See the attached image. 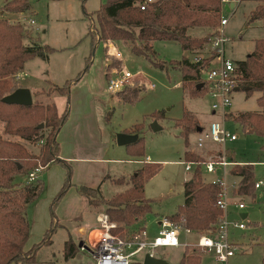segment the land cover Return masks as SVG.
Returning <instances> with one entry per match:
<instances>
[{"label": "rangeland", "instance_id": "374dc122", "mask_svg": "<svg viewBox=\"0 0 264 264\" xmlns=\"http://www.w3.org/2000/svg\"><path fill=\"white\" fill-rule=\"evenodd\" d=\"M4 1L0 0V15L2 16L7 14L1 9ZM103 1L29 0L28 9L13 13L8 20L22 24V43L35 40L37 35L39 42L48 44L52 49L48 53L47 59H43V61L36 56L27 59L22 71L17 76L18 80L14 76L16 71L11 75L12 78L9 81L18 85L19 83L38 81L41 76L46 77L50 80V82L46 81L49 84L31 93L32 99L34 98L37 102H49L50 96L55 93L52 85H62L65 82L64 78L69 80L83 67L84 56L88 53L90 47L89 36L86 35L89 26L86 14L95 10ZM249 7L250 2L248 1L236 5L232 11L227 13L229 14L227 23L222 27L224 35L227 36L223 45V54L232 60L243 58L251 50L252 38L264 35V28L255 26L244 28L243 25ZM222 14L226 16V11H223ZM30 17L34 19L35 24L28 23ZM196 33L201 34L204 31L199 30ZM116 46L121 57L119 60L116 59L114 54H107L108 60L105 63L107 74L110 71L122 68V64L123 68L131 73V76L121 88L124 89L128 86L132 88L142 87V89L132 102L117 100L114 96L109 97L104 109L101 108L98 111L99 113H96V116L98 115L97 124L101 143L108 146L104 155L121 159L112 164L115 166L114 169H111L114 175L122 174L124 175L123 178L127 180L129 175L135 173L136 168L145 164L143 162L156 165L155 170L144 178L142 184V195L149 200V209L137 221V225L133 226L134 228L143 226L146 236L151 237L156 233L158 218L162 215L169 216L182 203V183L193 173L194 169L197 167L202 181H206V178L202 176H209L204 172L202 165L191 164L190 169H184V142L179 132L180 127L175 125V120L182 116L184 110H189L196 118L197 123L205 127L208 121L218 119V115L210 110V97L205 90L195 96H190L185 91L181 85V76L178 70L169 65L166 68L154 66L146 58L132 53L123 41L116 43ZM152 46L155 57L163 60L166 64L179 59L182 54L187 55L189 58L192 57L191 54L182 51L179 45L172 41L154 40ZM103 53L102 42H96L91 57L92 65H101ZM116 92L115 90L114 93ZM258 93L257 90H253L246 95L244 90L240 88L234 90L231 93L229 111L258 110L259 107L255 102ZM69 98L68 90V105ZM153 112H160L161 114L154 118L151 116ZM152 120H155L160 126L157 130L150 127ZM40 122L42 123L41 127H43L42 120ZM134 123L139 125L137 132L143 143V152L139 157L143 159V162L138 164L125 161V158L129 157L125 145H117L114 140V134L117 131L128 130ZM223 126L230 132L236 133L234 140H227L222 145L227 158L252 164L253 178L264 179V152L260 149L262 138L253 133L243 132L239 124L234 122L228 115L224 116ZM2 128L3 122L0 121V134L2 137L21 142L30 155H35V157L29 159L31 162H28V165L35 162L43 166L37 174V179L41 181L42 187L35 201L33 200L34 202L28 203L25 207L31 236L36 238L34 234L37 233H34L33 230L44 219H48L49 223L52 216L60 224L65 225L59 227V224L54 228L50 235L51 242L36 250L32 264H93V258L87 248L77 250L72 257L66 260L61 255L63 240L68 237V234L72 237L75 234L73 223L76 218L94 220V210H100L90 206L84 197L79 194L80 200L77 204L79 207L82 205L80 216L71 218L72 211L69 203L75 197L74 191L78 192L77 188L80 185V183L75 182L72 176L73 163L62 158L69 167V177H67V169L63 163L51 161L46 165L41 164V141L24 140L18 136L4 133ZM43 131L45 133L47 128L43 127ZM194 138L193 131L187 135L186 149L197 155V158L191 160L208 157L218 148L217 145L206 144L203 149H195ZM112 147L115 151L110 154ZM59 150L60 145L58 156ZM146 156L148 157L147 160ZM24 165L26 167V162ZM77 176H82V174H77L76 178ZM13 179L19 183L18 185L27 181L24 172L17 173ZM233 179L234 177L230 175H224V180L229 185ZM64 182L69 183L68 186L66 185L62 194L51 206ZM119 184L121 183L109 184L103 182L102 186L99 187L100 194L103 197H108L112 193L118 192L121 188ZM232 189L234 188L232 187ZM232 189L230 194L243 201L244 208L242 211L246 212V217L243 218L244 228L240 229L232 226L228 228V237L236 244V249L228 257L226 263L217 261L211 252L202 255V250L195 245L198 232H184L182 229H180V236H178L181 244L174 247L157 246L155 248L156 255L169 264H176L175 262L182 248V252L193 250L199 253L200 256L202 255L201 264H260L263 256L262 243L264 242V185L254 188L249 194L245 195H236ZM227 210L229 219H241L238 211L231 214L229 206H227ZM123 231V233H128L126 230ZM97 237L98 234L89 237V239H76L75 243L77 244L80 240L89 248L95 243ZM184 243L186 244L183 245ZM142 254L141 251L134 254L132 256L133 260H139ZM48 258H50L49 261H47Z\"/></svg>", "mask_w": 264, "mask_h": 264}, {"label": "trees", "instance_id": "16d2710c", "mask_svg": "<svg viewBox=\"0 0 264 264\" xmlns=\"http://www.w3.org/2000/svg\"><path fill=\"white\" fill-rule=\"evenodd\" d=\"M141 2L142 0H104L95 10L86 14L89 20L86 35L89 36L90 47L84 58L83 67L62 85H52L56 94L65 96L64 107L59 114L51 99L49 102L41 103L33 98L29 104L6 103L1 100L4 94L18 86L9 79L12 78V74L22 68L25 60L34 56L47 59L52 49L51 46L40 43L37 37L31 42L22 43V24L8 20L13 13L28 9L29 0H5L2 4L1 9L7 12L4 16L0 15L2 131L24 140L41 141V164L46 165L51 161L63 163L69 177L67 163L58 156L59 145L55 135L67 116L69 86L88 68L94 44L98 41L102 42L104 52L107 51L109 42L123 41L132 53L146 58L154 66L166 68L169 65L178 70L181 85L190 96L201 94L205 90L203 84L199 87L196 85L200 82L199 69L209 59L207 55L209 50L213 51L209 48V39L216 32L219 22L220 0H151L146 1L143 8H140ZM254 20L264 26V0H255L254 6L247 12L245 23ZM199 30L204 33L197 34ZM154 40L172 41L192 56L203 54L204 57L200 62H196L182 54L179 59L166 64L155 57L152 46ZM233 62L237 72V89L244 90L246 95L257 90L259 93L255 97V102L260 109L228 111L226 115L237 122L243 132L260 136L262 138L260 149L264 152V37L254 38L252 49L242 59H234ZM141 89L142 87L127 86L116 90V94L122 101L132 102ZM160 114V112H153L151 116L156 118ZM41 120L43 127L47 128L45 133L43 127L36 126ZM175 125L180 127L179 132L183 137L184 146L187 145V135L199 126L189 110L183 111L182 116L175 120ZM138 126L134 123L128 130H123L136 134L134 141L124 144L127 153L135 157H139L143 152L142 139L137 132ZM183 155L185 159L197 158V155L188 149H184ZM32 157L35 155H30L21 142L4 138L0 134V264L34 262L36 249L40 245L50 243L51 233L60 224L52 216L41 238L28 248H23L29 232L25 207L37 197L42 183L35 178L18 185L19 183L14 181L13 177L21 172L26 174L36 165L35 162L28 165ZM143 163L145 164L136 168L135 173L129 175L127 180L123 176L113 178L114 183L126 182L128 187L107 198L100 194L98 186L79 185L77 188L89 205L101 206L102 212L115 223L114 227L110 228L112 232L122 235L124 229L129 232L143 227H133L149 209V200L142 195V184L144 178L156 168L154 163ZM229 166V173L236 176V186L232 190L236 195L249 194L254 180L252 164L233 162ZM199 176L200 173L195 168L193 173L183 181V201L168 217L191 231L201 233L213 228L215 221L220 217L221 210L215 204L220 190L218 184L202 181ZM68 184L64 182L51 206ZM77 249L78 246L71 237L64 239L61 247L63 259L72 257ZM262 249L263 256L260 264H264V242ZM129 264H141V262L133 260ZM176 264H200V255L193 250L183 251Z\"/></svg>", "mask_w": 264, "mask_h": 264}, {"label": "built area", "instance_id": "2783aa9c", "mask_svg": "<svg viewBox=\"0 0 264 264\" xmlns=\"http://www.w3.org/2000/svg\"><path fill=\"white\" fill-rule=\"evenodd\" d=\"M146 1L151 0H142L139 7L143 8ZM232 1L238 0H220L221 14L219 22L216 32L209 39V48L213 51L209 50L207 53L209 59L199 69L200 81L205 87L206 94L210 97V110L218 115V119L210 120L207 126L201 127L200 130L195 132L194 147L203 149L206 144H212L217 145L218 148L208 157L195 160L184 159L183 161L185 170L190 169L191 164L202 165L204 172L209 175L206 181L217 183L220 188L215 199V204L221 210L220 217L215 221L213 228L197 234L195 245L202 251L211 252L217 261L224 263L236 249V244L228 237L229 226L240 229L245 226L243 218L229 219L227 216L229 189L234 188L236 184L227 186L223 176L227 171L226 167L231 165L233 160L227 158L222 145L225 141L236 138V133L230 132L223 126L224 116L230 110L231 93L238 87L235 64L232 59L225 57L223 54V43L227 36L224 35L222 27L228 17V10L226 16L222 14L225 11L223 5ZM28 23L33 25L35 21L30 17ZM203 57V54H198L192 56L191 60L200 62ZM17 75L16 72L14 74L15 78ZM130 76L131 73L125 69L110 71L105 81V89L107 91L120 89L128 82ZM42 168L43 166L40 164L31 167L26 172V180L32 181L37 178V174ZM260 185H264V179L253 181V187H259ZM235 205L240 209L243 208L244 203L242 200H238ZM97 224L100 233L95 243L89 248L93 264H129L134 259L132 256L140 251L143 252L142 258L145 252L155 255L157 246H176L180 244L178 240L180 229L184 232L191 231L188 227L173 221L166 215L158 218L156 233L151 237L146 236L143 227L122 235L112 232L110 228L114 227L115 223L110 221L104 212L98 213ZM141 260L139 261L141 262Z\"/></svg>", "mask_w": 264, "mask_h": 264}, {"label": "crops", "instance_id": "0c3cea01", "mask_svg": "<svg viewBox=\"0 0 264 264\" xmlns=\"http://www.w3.org/2000/svg\"><path fill=\"white\" fill-rule=\"evenodd\" d=\"M245 1L250 2V7L247 10V12H248L254 6L255 0H238V1L228 2V4H226L228 7V9H227L228 13H229V11H232L236 5H238L241 2H245ZM229 3H231V5H229ZM227 10H225V11H227ZM226 23H227V21H226ZM243 26H244V28L251 27V26L264 28L263 25H261L258 21H255V20L252 22L244 23ZM36 37H37V35H36ZM258 37H264V35H260ZM251 41H252V46H253V38ZM118 42H121V41L115 40V41H111L107 44L109 48L107 49V51H105L103 53L100 66L99 65L94 66L90 62L88 68L80 75V77L77 80L71 82V84L69 86L70 87V89H69L70 98H69L67 116H66L65 120L62 122V124L60 125V127L57 130L56 135H55V138L58 140L59 145H60L59 157L66 159V160L73 163L74 169L72 172L73 173L72 176H73V179L75 180V182L80 183V185H85V186H90V187L98 186V188H99L100 186H102L103 182H105V183L107 182L109 184H111V183L114 184L112 179L117 178V177L122 175V174H119V175L115 174L114 175L112 173L113 170L111 171V169H114V167H115L112 164L117 162V161H120L121 159H118L116 157H109V155H107V156L104 155V154H106L108 146H105L104 144L101 143V136H100L99 127L97 124L98 123L97 122L98 115L96 116V113H99L98 111H100L101 108L104 109L105 105L107 104V100L109 97L114 96L117 100H120L119 96L116 93H114V91H107L105 89V81H106V78L108 76L107 71L105 70V63H106V60H108L107 54L108 55L114 54L116 59L120 60L121 55H120V52L116 46V43L118 44ZM223 45H224V43H223ZM251 49H252V47H251ZM182 51H184V50H182ZM85 56H84V58H85ZM40 60L43 61L42 58ZM26 62H27V60L24 61L22 68L17 71L18 74L22 71ZM44 62H46V61H44ZM121 67L122 68H120V69H124L122 64H121ZM66 79L64 78V80H66ZM69 79H71V78H69ZM17 80H18V78H17ZM46 81L50 82L49 79H46V77L41 76V79L38 81L26 82V83L24 82V83H19L18 85L28 87V89L30 90V93H31L32 91L34 92L36 89H40V88H43L46 85H48L49 83ZM50 97H51L50 99L54 103V106L56 108V112L58 114L61 113V111L63 110V107H64V103H65V96L62 94L54 93ZM31 98H32V93H31ZM263 112H264V108H263ZM199 126L202 127L201 125H199ZM196 131L197 130L195 129L193 131V134H195ZM228 141H231V140H228ZM113 148L114 147L111 148V151L109 152L110 154H112L113 151H115ZM184 149H186V146H184ZM139 157L129 155L128 158H125V161L134 162V163L138 164V163L143 162L142 161L143 159H141ZM145 158H146V160L148 159L147 156ZM109 162H111V163L109 164ZM233 162L245 163L243 161H236V160H233ZM93 164H96V165H93ZM229 167L230 166L226 167L227 171L224 173V175L226 174V175H230V176L234 177V179L230 182V184H235L236 183V176L229 173V171H228ZM77 174L78 175L82 174V176H77V178H76ZM122 176H124V175H122ZM203 177L208 178L209 176H203ZM58 180H59V178H58ZM254 180H256V179H254ZM119 185L121 186V188L118 192L123 191L125 188L128 187V183H126V182L121 183ZM228 185L229 184H227V186ZM254 188H258V187H252V190ZM230 189H232V188H230ZM73 190H75V189H73ZM79 194L80 193L76 192V190H75L74 191L75 197H73L72 201L69 203L70 207H71V211H72L70 214L71 218L76 217V216H80L79 213L82 209V205H81V207H79L77 204L80 200ZM112 194H114V193H112ZM229 197L231 200L230 201L228 199V201H229V203H228L229 212L231 214H234L236 211H238V214L241 218L246 217V212L242 211L244 206H243V208L238 209L235 205V202L238 200H241V199H239V198L237 199L235 196H233L231 194H229ZM105 198H107V196H105ZM35 199H34V201H35ZM84 199L86 200L85 197H84ZM34 201L32 200L31 202H34ZM92 207L94 208V206H92ZM96 208H99L100 210H94L95 211L94 212V220H85V219L82 220V218H80V217L76 218V221L73 223L74 228H75L74 229L75 234L73 237L70 236V234H68V237H71L75 241L76 239H83L84 240V239H89V237H91V236H96L97 234L99 235L100 231H99L98 224H97V215H98V213L102 212V210H101L102 207L99 206ZM96 208H94V209H96ZM243 213H245V215L241 216ZM48 224H49L48 219H44L40 223V225L38 227H36L35 230H33L34 233H37V234H34L36 236V238H33L31 236V230H30V232H28V237H27L26 241L24 242L23 248L24 249L28 248L34 241L38 240L39 237L41 236V233H43V231L48 227ZM64 226H65L64 224H60L59 227H64ZM29 229H30V226H29ZM124 230H126V229H124ZM178 236H180L179 233H178ZM178 240H179V238H178ZM48 244H43V245H48ZM82 244L85 245L84 243H82ZM43 245H40L38 248H40ZM178 245H176V246H178ZM61 247H62V244H61ZM172 247H174V246H172ZM85 248L89 249L90 247L88 248L86 246ZM80 249L84 250V247L78 246L77 250H80ZM202 252H203L202 255L207 254V251H202ZM181 253H182V248H181L180 255H181ZM180 255L178 256L176 262L178 261ZM202 255L200 256V264H201V260H202L201 259ZM155 256H157L156 255V249H155ZM141 259L142 258H140L139 260H141ZM49 260H50V258L47 259V261H49ZM24 264H32V262L24 263Z\"/></svg>", "mask_w": 264, "mask_h": 264}, {"label": "water", "instance_id": "95a60500", "mask_svg": "<svg viewBox=\"0 0 264 264\" xmlns=\"http://www.w3.org/2000/svg\"><path fill=\"white\" fill-rule=\"evenodd\" d=\"M229 5H231V3H229ZM223 8L225 10L228 9L226 4L223 5ZM201 85H202V81L197 83L196 86L199 87ZM235 89H237V87ZM1 100L6 103H17V104H29L32 102L30 90L28 89V87L22 86V85H18L14 89L9 91L8 93L4 94L1 97ZM41 125L42 123L39 122L36 126L41 127ZM150 127L153 130H157L160 126L157 124L155 120H152L150 123ZM200 128H201L200 126H196V130H200ZM135 138H136L135 133L117 131L114 134L115 143L118 145H124V144L130 143L134 141ZM17 166L19 165L17 164ZM244 215L245 213H243L241 216H244ZM77 246L84 247V248L86 247L85 245L82 244V241L80 240L77 242ZM141 264H169V263L161 257L151 255L148 252H145L142 257Z\"/></svg>", "mask_w": 264, "mask_h": 264}]
</instances>
